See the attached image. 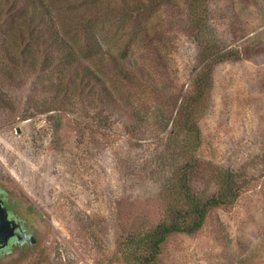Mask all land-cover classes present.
<instances>
[{
  "label": "rangeland",
  "instance_id": "1",
  "mask_svg": "<svg viewBox=\"0 0 264 264\" xmlns=\"http://www.w3.org/2000/svg\"><path fill=\"white\" fill-rule=\"evenodd\" d=\"M82 1L51 7L103 81L95 99L70 89L62 98L48 74L13 66L0 27V193L36 237L0 264H126L119 237L160 218L158 186L172 171L162 156L182 96L220 54L196 154L248 182L197 233L172 235L161 264H264V165L255 161L264 152V0H166L134 22L100 12L90 28L68 30L62 15ZM105 51L128 74L99 61Z\"/></svg>",
  "mask_w": 264,
  "mask_h": 264
},
{
  "label": "trees",
  "instance_id": "2",
  "mask_svg": "<svg viewBox=\"0 0 264 264\" xmlns=\"http://www.w3.org/2000/svg\"><path fill=\"white\" fill-rule=\"evenodd\" d=\"M163 2L166 0H83L82 7L63 14L61 19L62 23L67 22L68 30L90 28L100 12L134 22L141 13ZM4 25L9 32L6 36L12 39V53L8 56L13 60V55V66L31 65L38 74H48L49 79L52 77L50 85L54 84L55 94L62 98L70 89L79 96L87 92L95 99L103 81L96 69L80 57L61 34L51 0H0V27ZM225 57L220 54L209 61L192 81V91L182 96L173 119L177 136L169 141L174 144L167 146L162 156L163 161H167L164 166L172 171L167 176H161V170L155 172L162 182L158 186L160 218L135 229L132 227L125 236L119 237L117 251L126 264H161L163 249L172 235L197 233L211 211L232 206L246 187V172L221 169L196 154L201 144L198 121L208 99L213 68ZM103 60L107 64L111 62L116 73L128 74L109 52L101 55L99 61ZM107 103L109 106V101ZM181 135L183 138H178ZM174 151L176 153L172 154ZM255 161L264 165V152L256 155Z\"/></svg>",
  "mask_w": 264,
  "mask_h": 264
},
{
  "label": "flooded vegetation",
  "instance_id": "3",
  "mask_svg": "<svg viewBox=\"0 0 264 264\" xmlns=\"http://www.w3.org/2000/svg\"><path fill=\"white\" fill-rule=\"evenodd\" d=\"M1 196V193H0ZM4 202V201H3ZM4 206L7 209L8 217L11 220H14L17 224V228L15 230V234L9 240L8 244L0 251V257L12 252L15 248L23 249V246H31L36 242V237L34 231H32L24 221L18 219L16 216L13 215L11 209L6 205L4 202Z\"/></svg>",
  "mask_w": 264,
  "mask_h": 264
},
{
  "label": "water",
  "instance_id": "4",
  "mask_svg": "<svg viewBox=\"0 0 264 264\" xmlns=\"http://www.w3.org/2000/svg\"><path fill=\"white\" fill-rule=\"evenodd\" d=\"M17 224L9 219L8 212L0 196V251L8 244L9 240L15 234Z\"/></svg>",
  "mask_w": 264,
  "mask_h": 264
}]
</instances>
